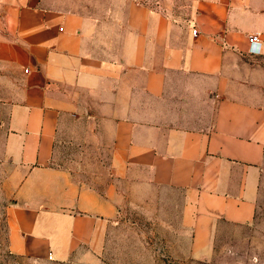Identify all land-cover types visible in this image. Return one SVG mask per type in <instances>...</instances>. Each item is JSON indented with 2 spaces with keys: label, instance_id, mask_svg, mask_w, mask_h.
Listing matches in <instances>:
<instances>
[{
  "label": "crops",
  "instance_id": "0c3cea01",
  "mask_svg": "<svg viewBox=\"0 0 264 264\" xmlns=\"http://www.w3.org/2000/svg\"><path fill=\"white\" fill-rule=\"evenodd\" d=\"M0 13L14 253L97 256L106 221L133 200L177 218L192 254L254 219L264 0H0Z\"/></svg>",
  "mask_w": 264,
  "mask_h": 264
},
{
  "label": "rangeland",
  "instance_id": "374dc122",
  "mask_svg": "<svg viewBox=\"0 0 264 264\" xmlns=\"http://www.w3.org/2000/svg\"><path fill=\"white\" fill-rule=\"evenodd\" d=\"M8 171L0 167V264H264V178L254 219L244 225H222L211 255L192 254L185 237L173 230L177 218L161 217L156 202L133 200L120 209L118 217L106 221L97 256L94 252L84 257L82 251L58 259L50 254L20 255L11 250L7 210L12 197L5 184ZM107 171L104 156L100 168L104 182Z\"/></svg>",
  "mask_w": 264,
  "mask_h": 264
},
{
  "label": "built area",
  "instance_id": "2783aa9c",
  "mask_svg": "<svg viewBox=\"0 0 264 264\" xmlns=\"http://www.w3.org/2000/svg\"><path fill=\"white\" fill-rule=\"evenodd\" d=\"M194 33H197V30L194 29ZM258 35H253L251 36V48L250 51L253 53H259L260 52V47L256 46L258 44ZM28 70V69H26Z\"/></svg>",
  "mask_w": 264,
  "mask_h": 264
}]
</instances>
